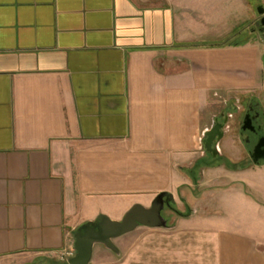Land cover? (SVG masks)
Returning <instances> with one entry per match:
<instances>
[{"label":"crops","instance_id":"1","mask_svg":"<svg viewBox=\"0 0 264 264\" xmlns=\"http://www.w3.org/2000/svg\"><path fill=\"white\" fill-rule=\"evenodd\" d=\"M252 13L251 0H0V264H68L80 226L161 193L191 209L180 223L223 219L226 196L264 219V162L235 133L241 104L264 110ZM226 120L214 156L204 135ZM226 222L188 233L216 264H264V231Z\"/></svg>","mask_w":264,"mask_h":264},{"label":"rangeland","instance_id":"2","mask_svg":"<svg viewBox=\"0 0 264 264\" xmlns=\"http://www.w3.org/2000/svg\"><path fill=\"white\" fill-rule=\"evenodd\" d=\"M251 3L253 6L252 17L254 18L251 31L259 35L264 41V25L261 23L264 14L259 13V8H264V0H251ZM246 107L245 103L241 104V110L237 114L239 119L237 118L235 123V133L247 154L249 146L245 144L240 130L242 114ZM259 111L263 112V110ZM258 123L264 126L263 115L259 118ZM250 163L253 162L250 160ZM197 180L199 179H196V182ZM189 195H191L190 192ZM192 195H198L197 189L192 192ZM206 202L211 205V198L206 200ZM183 205L185 206V204ZM184 206L181 207V211L174 202L172 203V208L164 209L163 215L167 219V228L140 226L136 231L122 239H116L114 242L120 250L119 254L104 246L96 247L95 255L90 264H216L217 256L214 253L213 246L208 240L205 241L198 238L194 234L188 233L189 231L201 230L203 229L202 226L207 227L209 225L228 227L232 223H227L226 221L230 220L233 222L236 219L242 222V226L251 225L264 231V219L260 213L250 207H238L239 205L235 203V200L227 196L223 197L218 205L213 206L214 209L224 212V220L220 219L221 216H211L209 219L199 220L200 224H198L199 221L196 223L191 219L183 221V218L192 214L191 209L188 206ZM210 210L209 207L208 211ZM180 216L183 219L182 223H180ZM176 231H182V238L174 234ZM35 264L49 263L36 262Z\"/></svg>","mask_w":264,"mask_h":264},{"label":"water","instance_id":"3","mask_svg":"<svg viewBox=\"0 0 264 264\" xmlns=\"http://www.w3.org/2000/svg\"><path fill=\"white\" fill-rule=\"evenodd\" d=\"M259 13L264 14V8H259ZM264 25V17L261 20ZM264 63V56H263ZM224 124L217 122L213 128L205 133L204 144L209 153L218 154L217 145L222 139ZM254 129L249 116L244 120L243 130ZM264 159V137L254 148L253 160L258 162ZM175 202L173 194L161 193L152 202L150 207L140 204L133 205L124 215L122 220L116 221L106 214H99L94 221H89L80 226L75 234V255L67 260L68 264H90L95 245H103L107 249L119 254L120 251L114 240L135 231L140 226L149 228H167V220L162 216L166 205Z\"/></svg>","mask_w":264,"mask_h":264},{"label":"flooded vegetation","instance_id":"4","mask_svg":"<svg viewBox=\"0 0 264 264\" xmlns=\"http://www.w3.org/2000/svg\"><path fill=\"white\" fill-rule=\"evenodd\" d=\"M262 115L264 116V110L261 113L255 106L248 105L246 107L243 115H242V119H241V123H240V130L242 132L241 135L243 136V140H244L245 144L247 146H249L248 147L249 148L248 149V156L252 162H254V160H253L254 148L259 143V141L264 137V126L258 123V120H259V118H261ZM246 116H249V118L251 119L252 127L254 129L248 128L246 130H243L244 120L246 119ZM220 123H222V122H220ZM226 123H227V120H226V122H223L224 126L227 125ZM263 160L264 159L259 160L258 162L263 161ZM167 208H172V204L166 205L164 209H167ZM162 216L164 217L163 212H162Z\"/></svg>","mask_w":264,"mask_h":264},{"label":"trees","instance_id":"5","mask_svg":"<svg viewBox=\"0 0 264 264\" xmlns=\"http://www.w3.org/2000/svg\"><path fill=\"white\" fill-rule=\"evenodd\" d=\"M264 162V160L263 161H260V162H256L255 164L256 165H260L261 163H263Z\"/></svg>","mask_w":264,"mask_h":264}]
</instances>
